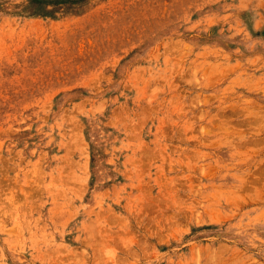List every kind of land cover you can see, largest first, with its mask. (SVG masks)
Returning a JSON list of instances; mask_svg holds the SVG:
<instances>
[{"label":"rangeland","instance_id":"obj_1","mask_svg":"<svg viewBox=\"0 0 264 264\" xmlns=\"http://www.w3.org/2000/svg\"><path fill=\"white\" fill-rule=\"evenodd\" d=\"M0 264H264V0H0Z\"/></svg>","mask_w":264,"mask_h":264}]
</instances>
